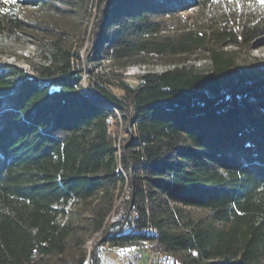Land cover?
<instances>
[{
    "label": "trees",
    "instance_id": "obj_1",
    "mask_svg": "<svg viewBox=\"0 0 264 264\" xmlns=\"http://www.w3.org/2000/svg\"><path fill=\"white\" fill-rule=\"evenodd\" d=\"M263 37L262 0H0L38 59L0 61V264H264Z\"/></svg>",
    "mask_w": 264,
    "mask_h": 264
},
{
    "label": "rangeland",
    "instance_id": "obj_2",
    "mask_svg": "<svg viewBox=\"0 0 264 264\" xmlns=\"http://www.w3.org/2000/svg\"><path fill=\"white\" fill-rule=\"evenodd\" d=\"M264 1V0H262ZM32 11V10H31ZM188 15L189 13H185ZM233 48V47H232ZM28 59H37V52L35 49V44L32 39H17L14 41H1L0 40V61L1 62H11L18 64L20 66H29ZM240 62H252L255 60L264 61V37L261 40L254 42L249 49H245L239 52ZM180 65L195 66L200 70H208L211 67V61L204 54H197L188 57L184 61H181ZM172 64H140V65H129L127 68L123 69L119 65L105 63L99 65L94 70L86 71L84 73L83 84L85 87L94 80L93 74L100 73H121L124 72L125 79L131 83H137L138 77L147 72H161L172 68ZM90 68V67H89ZM88 70V68H87ZM88 247H92V240L88 242ZM104 264H119L120 260L114 255V253H109L106 251L104 255ZM140 264H156V257L145 248L144 258L141 260Z\"/></svg>",
    "mask_w": 264,
    "mask_h": 264
},
{
    "label": "snow or ice",
    "instance_id": "obj_3",
    "mask_svg": "<svg viewBox=\"0 0 264 264\" xmlns=\"http://www.w3.org/2000/svg\"><path fill=\"white\" fill-rule=\"evenodd\" d=\"M8 2L15 3V0H5V3H8Z\"/></svg>",
    "mask_w": 264,
    "mask_h": 264
},
{
    "label": "built area",
    "instance_id": "obj_4",
    "mask_svg": "<svg viewBox=\"0 0 264 264\" xmlns=\"http://www.w3.org/2000/svg\"><path fill=\"white\" fill-rule=\"evenodd\" d=\"M106 62H107V63H110V61H109V60H107Z\"/></svg>",
    "mask_w": 264,
    "mask_h": 264
}]
</instances>
